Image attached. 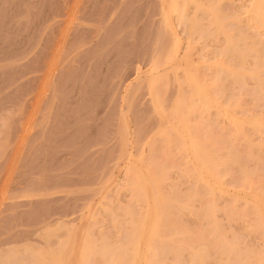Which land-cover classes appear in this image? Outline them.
<instances>
[{"label": "rangeland", "instance_id": "rangeland-1", "mask_svg": "<svg viewBox=\"0 0 264 264\" xmlns=\"http://www.w3.org/2000/svg\"><path fill=\"white\" fill-rule=\"evenodd\" d=\"M206 1L209 3L218 0L199 2L205 5ZM159 2L0 0V264H51L55 259L47 253L50 259L47 258L49 256H42L43 252L45 254L52 250L53 253L56 248L59 250L66 236H71L70 243L69 240L66 243L68 238L64 242L67 246L70 245L68 256L80 252L78 246L81 242L83 244V240L89 243L92 241L90 244L96 250H100L97 248L101 244L104 246L100 247L103 250L99 252L102 254L101 258L99 255H91L92 258L87 256L90 261L85 263L87 259L83 253L93 249L86 242L88 246L84 244L81 247H88L82 252L86 259L83 263H115L114 256L112 259L108 255H114V250L116 252L120 247V251L126 248L122 242L126 243L129 236L128 222L137 219L141 211L140 203L132 196L133 191L129 192L130 188L125 186V178L129 176L124 174H128L125 167L128 164L132 168L135 166V169L136 166L142 167L145 164L149 167V161L159 163L162 166L160 169L165 171L158 173L163 177L162 183L158 184L162 195L171 196L172 193L174 199L178 197L176 199L183 201V204H174V207L170 205L172 209L167 207L170 211L167 212L168 215L165 213L167 216L161 223L167 221L169 226L172 224L170 227L174 228V225L185 233L181 232L180 238V235L177 234L176 237L175 233L166 231L169 235L165 237L167 241H163L164 248L159 245L162 242H158V245L154 243L156 246H153L158 249L156 256L151 258L157 260V264H201V259L202 264H264L261 258L256 261L240 258L251 252L256 253V258L262 255L259 251L264 242L260 232L264 227H258L257 223L252 227L260 216L255 212V217V213L251 211L253 205H249L247 201H253L246 191H250L251 184L258 191H264V134L246 125L243 128L241 126L244 138H235L232 122L229 120V123L227 118L225 120L216 113L219 110L218 101L229 105L233 103V107H237L231 108V112L234 111L231 116L235 121L240 122L238 118H242L243 122L244 119L250 120V115H257L262 118L259 121L263 127L264 92L260 93L255 88L258 87L257 83L249 77L243 76V82L240 81L242 83L237 79L236 82L221 67L225 66L229 71L240 64H236V54L225 49L222 34L228 33L235 39L243 35L244 42L239 43L241 49L247 50L243 52L245 55L242 54L243 70L258 65V74H261L260 77L263 75L261 78L264 79V31L260 32L261 30L248 25L244 14V19L241 18L248 0H219L214 3L217 5V15H214L219 17L221 28L224 29L222 34L221 30L219 34L213 29L207 13L200 11L201 9L193 11L192 6H189L191 11L188 5L185 6L188 8L184 17L181 12L177 14L183 18L187 16L185 20H191V33L187 32L185 25L189 22L186 23L180 17L183 24L181 20L175 25L174 18L177 17L173 18V12V16L168 15V10L166 16H169L167 21H170L168 23L171 28L167 26V30ZM238 15L239 19L234 20V16ZM192 22L198 25L193 26ZM169 33L174 35L170 36ZM187 33L189 37L186 39ZM188 40L190 45L185 49ZM174 42L176 45L172 46ZM174 47L173 57L170 55L174 51H169ZM183 48L188 51L187 60L195 66V69L188 66L191 67L188 73L197 76L194 80L198 78L199 82L213 83L214 87L210 92L216 102L211 98V106H218V110L210 107L211 111H206L205 115L200 112L196 114L194 110L188 114L186 121L189 125L194 122L200 134L207 131L204 136L216 139L213 142L219 148V155L216 154L226 162H221L222 166L218 165L217 168L216 178L220 183L214 181L216 184L209 187V182L212 183L215 177L209 178V181L205 180L208 188L207 184L205 186L193 181L194 177L192 179L189 175H183V166L188 165L184 162L188 160L186 154L176 153L172 145L167 157L162 151L165 146V143L162 146V140L167 137L163 133L170 132H162L160 129L169 124L174 127L172 124H175V131L178 124L167 118L171 117L167 111L177 94L186 95L188 92L186 83L181 80L185 75L175 66L179 65L183 57L181 53L186 55ZM247 48L258 52L255 50V54ZM167 55L172 57L170 62ZM221 62L223 65L218 67L217 64L220 65ZM148 70L151 76L156 74L155 78L158 77L155 79L157 84L154 85H157L155 90H158L156 95L159 107L157 105L158 111L155 112L151 106V94H148L146 87V78L150 76ZM204 124L208 125L207 128ZM158 129L164 136L160 134L162 140L159 134L156 135ZM182 130H179L180 133ZM231 159L233 160L230 161ZM147 167L143 169L149 170ZM139 170L142 172V169ZM149 171L151 172V166ZM201 177L208 178L207 175ZM248 178L251 184L244 190L240 183ZM214 187L217 188L214 190ZM219 187L221 192L217 190ZM233 194L236 195L235 198ZM228 206L233 209L228 210ZM221 208L228 209L224 213ZM259 210L261 219L264 211L262 208ZM226 211L232 213L228 214ZM215 231L223 237L221 241L225 245L229 241L228 245L232 246L230 250L221 241L222 245H219L225 248H220L218 243L213 245ZM208 232L212 234L209 236ZM183 234L185 236L182 238ZM211 236L214 239H210ZM172 237L173 242H169ZM197 238L200 249L196 243ZM208 240L213 242L209 243ZM59 245L62 246L58 247ZM167 246L173 248V251L166 249ZM109 248H114L112 253ZM191 249L195 252L202 249L204 256L201 252L202 258L195 260L189 252ZM63 250L65 254L66 248ZM57 251L58 255L62 252ZM35 252L41 257H37ZM123 252L122 256L125 258ZM63 255L61 258L65 257ZM122 256L120 263L116 264H127ZM109 258L112 259L111 262ZM155 260L150 264H156ZM60 261L63 262L61 259Z\"/></svg>", "mask_w": 264, "mask_h": 264}, {"label": "bare ground", "instance_id": "bare-ground-1", "mask_svg": "<svg viewBox=\"0 0 264 264\" xmlns=\"http://www.w3.org/2000/svg\"><path fill=\"white\" fill-rule=\"evenodd\" d=\"M160 2H159V4L161 5L159 8L161 9V11H160V13H161V15H163L162 16V19L164 20V22H165V26H166V29H167V26L169 27V28H171L170 27V25H169V23H170V21H169V23H168V21H167V19L169 18V16H168V18H167V14L168 15H170V14H172V12H173V14H175V16H173V14L171 15V16H173V18L174 17H177V18H179L180 19V17L181 18H183L184 17V13H185V11H187V8L189 7V6H192V8H193V11H197V10H195V9H201L200 11H203L204 13H207L208 15L207 16H209L211 19H209V20H211L209 23H211V25H212V27H213V29L214 30H217L216 32H219V34H220V31L219 30H221V34H222V32L224 33V29H223V27L221 28V21L219 20V17L218 16H215L214 14H216L217 15V5H215L218 1H216V0H214V1H216V2H209V3H213V4H209L207 1H206V4L205 5H202L201 4V2L203 1V0H199V1H201V2H199L198 0H179V2H177L178 0H159ZM215 3V4H214ZM188 5V7L186 8L185 6H187ZM184 6V7H183ZM182 8H184V9H182ZM189 8H191V7H189ZM192 8H191V11H192ZM163 9V10H162ZM243 9V8H242ZM168 10V11H167ZM184 10V11H183ZM168 13H167V12ZM171 12V13H170ZM179 12H181V14H182V16L180 15V16H178V14L177 13H179ZM183 12V13H182ZM202 12V13H203ZM216 12V13H215ZM167 13V14H166ZM198 13H199V11H198ZM190 14V13H189ZM243 14H244V16L246 17V19L248 20V22H249V24L248 25H251V27H253V28H255V30L256 29H259V30H261L260 32H263L264 31V0H248V3H247V7L245 8V9H243V12H242V16H243ZM202 15H204V14H202ZM220 15V14H219ZM221 16V15H220ZM237 16V15H236ZM236 16H234L235 17V19L234 20H238L239 19V15H238V17H236ZM244 16L243 17H241V18H243L244 19ZM189 17V16H188ZM177 18H174L175 19V25L176 24H179L180 22H181V20L182 19H177ZM187 18V16H185V18H183V20L186 22V23H188V24H185V25H187V32L189 33H191V27H192V24H191V20H185ZM194 18V17H193ZM177 19V20H176ZM192 19V18H191ZM245 19V20H246ZM179 20V21H178ZM183 20H182V22H181V24H183ZM230 20V19H229ZM233 20V21H234ZM242 20V19H241ZM188 21V22H187ZM194 21V20H193ZM178 22V23H177ZM234 22H237V21H234ZM239 22V21H238ZM193 23V22H192ZM194 24H197L198 25V23H193V26H194ZM173 25V24H172ZM196 25V27H198ZM211 25H210V27L209 28H211ZM182 27H184V25L182 26ZM165 28V27H164ZM185 28H186V26H185ZM194 29V28H193ZM197 28H195V30H196ZM168 30V29H167ZM195 30H193V31H195ZM170 31H172V30H170ZM169 31V32H170ZM192 31V33H194ZM258 31V30H257ZM186 32V31H185ZM171 33V32H170ZM169 33V35L170 36H172V35H174L173 33L172 34H170ZM188 33L186 34V35H188ZM189 33V34H190ZM263 34V33H262ZM223 36H224V42H225V49H229V50H231L230 52L232 53V52H234L233 53V55H235V58L237 59V61H236V64L237 63H240L239 64V66H238V64H237V68L236 69H234L233 70V68L231 69V67H229V69H231V70H226V69H228L227 67H225V66H222L223 64H222V62L220 63V65L219 64H217L218 65V67L220 66H222L221 67V70L223 69H225V71H227V74L228 75H231V77L234 79L235 78V80L237 79L239 82L242 80V78H243V76H247V77H249L250 79H252V80H254L255 81V83H257V85H258V87H255V88H258V90L260 91V93H261V91L262 92H264V79H262L261 77L263 76H261L260 77V75L261 74H258L259 73V68L260 67H258V65L256 66V67H251V68H249V69H247V70H243V67H242V60H243V55H245L243 52H245V51H247V50H245L244 48L243 49H241L240 47H239V43H241V42H244V40L242 41V38H244L243 37V35H239L240 37L239 38H236L235 39V37L233 36V35H229L228 33L227 34H222ZM232 36L234 37V38H232ZM189 37V35L186 37V39ZM170 38H172V37H170ZM172 39H174V38H172ZM245 39V38H244ZM175 41V40H174ZM187 41V40H186ZM172 42H173V40H172ZM177 42V41H176ZM184 43H185V40H184ZM187 43V42H186ZM174 45H176L175 44V42H174V44H172V46H174ZM190 44H189V40H188V43L187 44H185V46H184V48L185 49H188ZM186 46H187V48H186ZM227 46V47H226ZM241 46V45H240ZM247 46V45H246ZM245 47V46H244ZM184 48H183V50H184ZM248 49V48H247ZM171 51H169L170 53L172 52V51H174V52H172L171 53V55L170 56H172L174 53H175V47L172 49H170ZM243 50V51H242ZM249 50H251V49H248V51ZM256 49H254V52L253 53H255L256 54V51L258 52V50H256ZM185 51V50H184ZM163 53H165V52H163ZM169 53V54H170ZM185 53H186V55L184 54V52L183 53H181V56H183L182 58H181V60L178 58L177 60H180L179 61V65H175V66H178L179 67V69H181L180 71H182V73L185 75V76H183V79H181V80H183L184 82L183 83H186V86L188 87L187 89H188V92H187V94L186 95H183V94H177V97L173 100V102L171 103V106L169 107V109H168V111H167V114L169 115V116H171V117H167V118H170V120L174 123V121H175V123L177 124V125H180V126H177L176 125V127H177V132H175L174 131V127H175V124H172V126H174V127H170L171 125L169 124V125H167L168 126V129H169V127H170V129H171V131H168V129H166L167 128V126L165 127V128H159L162 132H164L165 130V132L167 133V132H170V133H167V134H165V133H163L164 134V136H167V137H165V139L163 138V140H162V136H163V134L161 133V131L159 130L157 133H156V135H158L160 138H161V140L163 141V143H162V146H163V144L165 145L164 146V149L162 150V151H164L163 153H164V156H168V151L170 150V146L172 145V147H173V149L175 150V152L176 153H179V152H181V153H183V154H186L188 157L186 158V157H184V158H186V159H188L187 161H184L185 162V164H187L188 163V165L186 166V165H184L183 167H184V169L182 170L183 171V175H187V177H188V175L189 176H191L190 178H192L193 179V177H194V179H193V181H198V183H200L201 185L203 184V185H205V184H207V188H208V183L205 181V180H208L209 178H214L215 177V179H211L213 182V184L211 183V181L209 182L210 184H209V187L211 186V187H213L215 184H216V182H218V183H220L219 181H218V178H216L217 176H218V174H217V168H218V165H220V166H222L221 164V162H223L224 164L226 163V162H224V160L222 161V159H221V156L220 157H218V155H219V153L217 152V150L219 149L218 147H216L215 146V144H214V140L216 141V139H212V137L210 138V137H206V136H204V133H206L207 134V131L206 132H204V133H201L200 134V131H198L197 129H199L195 124H194V122H193V125L191 126V125H189L188 123H186V121L188 120L187 119V116H188V114L190 113V112H192V111H194V110H196L195 112H196V114H197V112L199 113H201V115L203 114V115H205V113H207L206 111H208L209 109H210V107H214V104H213V106H211V102H212V97L213 96H211L212 95V93L210 92V90H211V88H213L214 87V85H212L211 84V82H209V83H207L206 81H204V83H207V84H205L204 85V83H202V82H199V81H197V79L196 80H194L197 76H195L194 75V73H192V74H190V73H188L189 71H190V69L189 68H191V67H188V66H192V65H194V64H192L189 60H187L188 59V57H187V55H188V51H185ZM182 54H184V55H182ZM243 54V55H242ZM258 54V53H257ZM180 56V55H179ZM189 56V55H188ZM173 57H174V55H173ZM241 57V58H240ZM167 58H168V60L170 59V58H172V57H168V55H167ZM167 58H166V60H167ZM241 59V60H239V59ZM190 59V58H189ZM174 60V59H173ZM173 60H171V61H173ZM175 62H176V60H174ZM241 61V62H240ZM167 62V61H166ZM169 62H170V60H169ZM175 62H172V63H175ZM190 62V63H189ZM216 62V61H215ZM159 63V62H158ZM171 63V64H172ZM217 63V62H216ZM213 64V63H212ZM155 65V64H154ZM214 66V65H213ZM232 66V65H231ZM187 68V70L188 71H186V68ZM194 69H195V66H192ZM206 67V66H205ZM217 67V66H216ZM224 67V68H223ZM258 67V68H257ZM247 68V67H246ZM262 68V67H261ZM153 69V68H152ZM213 69H215V68H213ZM218 69H220V68H218ZM258 70V72L256 71V70ZM222 70V71H223ZM184 71V72H183ZM194 71V70H193ZM149 70H148V74H149ZM211 72H213L212 70H211ZM196 73V72H195ZM226 73V72H225ZM153 75H154V72L152 73ZM226 74V75H227ZM150 75V74H149ZM156 75V74H155ZM155 75L154 76H149V78L147 79L146 78V80H148L147 81V84H146V87H147V91H148V94H151L150 96V99H151V103H152V105L151 106H153V109H155L154 110V112L155 111H158L157 109V105H158V107H159V100H157V95H156V92L158 91H156L155 89H156V84H157V79H158V77H157V79L155 78ZM194 75V76H193ZM152 77H154V79L152 78ZM162 77H163V75H162ZM156 79V80H155ZM237 80H236V82H237ZM196 81V82H195ZM160 82V81H159ZM198 82V83H197ZM242 82H243V80H242ZM242 82H240V83H242ZM154 83H156L155 85H154ZM202 85H203V87H202ZM209 86V87H205V86ZM212 86V87H211ZM205 87V88H204ZM205 89V90H204ZM257 90V89H256ZM182 91V90H181ZM211 96V97H210ZM262 96V95H261ZM212 98V99H211ZM211 99V100H210ZM158 101V102H157ZM217 101H218V99H217ZM213 102L215 103L216 102V99L214 100L213 99ZM212 102V103H213ZM229 102V101H228ZM234 102V101H233ZM158 103V104H157ZM221 102H219L218 101V106H219V110H218V106L216 107L217 108V115L219 116H221V117H223V118H225V120H226V118L228 119L227 121H229V123H231L232 125H231V127H232V130H233V136L235 137V138H237L238 136H240V138L242 137V138H244V136H243V134H242V128L244 127V126H246V125H248L250 128H253V130L255 129L256 131H258V133H261V132H263V134H264V129H263V127H264V124H263V127H262V125H261V122L259 121V119H262V118H259V116H257L256 115V117H254V116H252V115H250L251 117H248L250 120H246V119H244V121L243 122H241V119L242 118H238V117H235V119H239V121L240 122H238L237 120L235 121L233 118H232V116L231 115H233V112H231L232 110H231V108L232 109H234L236 106L234 105V107H233V103H231L232 105H229L227 102V104L228 105H225L226 103L225 102H222L221 104H220ZM220 104V105H219ZM234 104H236V102H234ZM169 105H170V103H169ZM216 106V105H215ZM215 108V107H214ZM215 108V109H216ZM237 108V107H236ZM209 111H211V110H209ZM208 111V112H209ZM215 112V111H214ZM157 114V113H156ZM167 114H165V115H167ZM195 114V115H196ZM164 115V114H163ZM215 115V114H214ZM216 115V116H217ZM217 116V117H218ZM219 116V117H220ZM159 117H160V115H159ZM166 117V116H165ZM203 117V116H202ZM216 117V118H217ZM218 117V118H219ZM229 117H231V118H229ZM162 118V117H161ZM196 118V117H195ZM199 118V117H198ZM204 118V117H203ZM257 118V119H256ZM160 120V119H159ZM207 120V119H206ZM243 120V119H242ZM246 120V121H245ZM264 120V119H263ZM197 121H198V119H197ZM202 121H203V119H202ZM262 121V120H261ZM167 122V121H166ZM165 122V123H166ZM245 122V123H244ZM198 123V122H197ZM196 123V124H197ZM200 123H202L201 121H200ZM200 123H199V125H200ZM228 123V124H229ZM260 123V124H259ZM262 123H264L263 121H262ZM203 124V123H202ZM198 125V126H199ZM205 125V124H204ZM230 125V124H229ZM261 125V126H260ZM201 127L203 126V125H200ZM199 126V127H200ZM206 126V125H205ZM208 126V125H207ZM207 126H206V128H207ZM241 126H242V128H241ZM181 127V129H183L182 131H181V133H180V131L179 130H181V129H179ZM247 127V126H246ZM205 128V129H206ZM261 128H262V130H261ZM169 129V130H170ZM173 129V130H172ZM203 129H204V127H203ZM241 129V130H240ZM259 129H260V131H259ZM207 130V129H206ZM179 131V132H178ZM171 132H173V133H171ZM177 133L175 136H174V134L175 133ZM236 132V133H235ZM240 133V134H239ZM160 134H162V136H160ZM262 134V133H261ZM170 135H173V136H171L170 137ZM163 136V137H164ZM209 136V135H208ZM171 139H169V138ZM172 137H175L174 139H172ZM234 138V139H235ZM238 139H239V137H238ZM241 140V139H240ZM165 141V142H164ZM248 141V140H247ZM244 142V141H243ZM248 144H249V142H247ZM171 147V148H172ZM249 147V146H248ZM172 152V151H171ZM218 155H217V154ZM180 155H182V154H180ZM166 156V157H167ZM179 156V155H178ZM183 156H185V155H183ZM132 158V157H131ZM130 158V159H131ZM165 158V157H164ZM169 158V157H168ZM226 158H228V156L226 157ZM127 159H129V158H127ZM138 159V158H137ZM166 159V158H165ZM141 160V158L138 160V161H140ZM145 160V159H144ZM143 160V161H144ZM185 160V159H184ZM229 160V159H228ZM233 159H231L230 161H232ZM127 161V160H126ZM149 161V160H148ZM137 162V161H136ZM149 162H151V164H150V166H151V172H153V173H151L149 170H150V166L149 167H147V166H143V165H141L142 167H138V166H136L137 168V170L135 169V164L133 165L134 166V168H132V165H130V164H128V166L127 167H125V168H127V172H128V174L125 172V168H124V174H125V176L127 177L128 175V177L127 178H125V179H127L126 181H125V186L127 185V188H130L129 189V192L130 191H133L132 192V196L134 197L135 196V199H136V201L138 202V203H140V207H141V211H140V214H138L137 215V219H135V220H130V223L128 222V231H130V232H128V235L130 236H128L127 238H126V240H125V242L126 243H124V241L122 242V244H125L124 246L126 247L125 249L123 248V250H124V252H125V250H128L127 252H123V250H121L124 254H125V258H128V260H126L125 258H124V256H122V252L120 251V249H121V247L118 249V250H116V252H115V250H114V252H113V249L112 248H109L108 250L110 251V253H114V255H112V254H110V255H108L109 257H111L112 259H113V256H114V261H115V263L113 262V264H116V263H120L119 262V260H120V258H121V256L124 258L123 260L124 261H126V263L127 264H150L151 262L153 263V261L155 260V259H153L154 258V256H156V253L155 252H157V249H158V247H154V246H156V245H158V242H162L161 244L159 243V245L162 247V245H163V247L162 248H164V244H163V241H167L166 240V238H167V235H169V232L170 233H175L174 235L176 236L177 234V236H179L180 238H181V232L183 233L184 231H182L181 230V232L178 230V229H176L175 228V226L173 225V227L175 228V230H177V232L174 230V228H172V227H170V226H172V224H170V226H169V224H166V223H168L167 221L166 222H164V223H161V222H163L164 221V217H166L167 215H168V213H169V211L170 210H168V208L167 207H169V209L171 208H173L174 206H176V205H174V204H183V203H181V202H183V201H179L178 199H176V198H178V197H176L175 199H174V197H173V195H172V193H171V196H166L165 194H163L162 195V193L160 192V188H158V184L159 183H162V181L163 180H161V177L162 176H159V174L158 173H161V172H165V171H163V170H161L160 169V167H162V166H160L159 165V163H155V162H153V161H149ZM228 162V161H227ZM135 163V162H134ZM221 163V164H220ZM147 164H149L148 162H147ZM154 164V165H153ZM155 164H157V165H159V166H156ZM137 165V164H136ZM154 166H156V167H154ZM146 167L147 168H149V170L147 169V170H144L143 168H145L146 169ZM186 167V168H185ZM187 167H189V168H187ZM139 168L140 169H142V172H140V170H139ZM156 168V169H155ZM219 168H221V167H219ZM154 169H155V171H154ZM186 169H187V171H186ZM165 170V169H164ZM185 171H186V173H185ZM145 172V173H144ZM148 172H150V173H148ZM182 173V172H181ZM245 173V172H244ZM158 176H157V175ZM217 174V175H216ZM161 175V174H160ZM201 175H203V176H205L206 177V175L208 176V178L206 179V178H203L202 179V177H201ZM241 175H242V173H241ZM200 177H201V179H200ZM244 177V176H243ZM245 177H247V176H245ZM163 178V177H162ZM204 181V182H206V183H201V181ZM245 179V178H244ZM210 180V179H209ZM208 180V181H209ZM214 181H216L215 183H214ZM248 181H250V179L248 178V180H244V182H242L241 180H240V182H242V183H240V185H241V187H242V189H244V190H247V187H248V185H250L251 184V182H248ZM197 183V182H196ZM253 183V182H252ZM255 183V182H254ZM260 183V182H259ZM259 183H257V184H259ZM256 184V183H255ZM255 184H254V186H255ZM161 185V184H160ZM123 186V185H122ZM124 186V187H125ZM243 186H244V188H243ZM259 186V185H258ZM225 187V186H224ZM238 186H236V188H237ZM252 187V188H251ZM251 187L249 188V190L250 191H246L247 193V195H249V199H251V201H253V202H251L250 203V201H247V202H249L248 204L249 205H253V207L251 206V211H253L254 213L256 212V213H258V216H260L261 217V214H260V210L259 209H263L262 211H264V191L263 192H261V191H258V189H256L255 187H253V185L251 184ZM131 188L133 189V190H131ZM217 188V187H216ZM215 187L213 188L214 190L216 189ZM221 188L219 187V189H217V190H219L220 192L222 191V189L220 190ZM227 189V188H226ZM233 189V188H232ZM241 188H239V190H240ZM241 189V190H242ZM264 189V188H263ZM211 191H212V188L210 189ZM236 190V189H235ZM238 190V189H237ZM256 192H255V191ZM258 191V192H257ZM215 192H217V191H215ZM231 192H233V191H231ZM210 193V192H209ZM240 193V192H239ZM238 193V194H239ZM244 193V192H243ZM249 193V194H248ZM134 194V195H133ZM237 194V193H236ZM241 194V193H240ZM245 194V193H244ZM245 194V195H246ZM165 195V196H164ZM243 194H241V196H242ZM246 195V196H247ZM233 197L234 196H236V195H232ZM240 196V197H241ZM244 196V195H243ZM242 196V197H243ZM173 197V198H172ZM211 197V196H210ZM233 197L231 198V199H233ZM241 197V198H242ZM212 198V197H211ZM235 198V197H234ZM134 199V198H133ZM180 199V198H179ZM186 200H187V197L185 198ZM246 199H248V197L246 198ZM177 200H178V202H177ZM180 200H183V199H180ZM213 200V199H212ZM242 200V199H241ZM134 201V200H133ZM254 201H256V204H255V202ZM184 202H187V201H185L184 200ZM212 202V201H211ZM246 202V203H247ZM212 204V203H211ZM170 205H172L171 207H170ZM183 206V205H182ZM263 206V207H262ZM229 207V206H228ZM180 208H182V207H180ZM184 208V207H183ZM209 208V207H208ZM207 208V210H209ZM230 208V207H229ZM212 209H214V207L212 208ZM211 208H210V211L212 210ZM222 209V208H221ZM226 209H228V208H225L224 210H226ZM231 209H233V208H230V209H228V210H231ZM167 210V211H166ZM180 210H182V209H180ZM215 210V209H214ZM214 210H213V212H214ZM223 210V209H222ZM223 210V211H224ZM168 212V213H167ZM212 212V213H213ZM228 212V214H230V213H232L231 211H226V213ZM252 212V213H253ZM167 215H166V214ZM224 213H225V211H224ZM235 213V212H234ZM255 213V217H257L256 214ZM164 214H165V216H164ZM208 214V213H207ZM260 214V215H259ZM209 215V214H208ZM233 214H231V216H232ZM206 216V215H205ZM228 216V215H227ZM230 216V215H229ZM163 217V218H162ZM208 217V216H207ZM234 217V216H233ZM260 217L259 218H256V220L258 221H256L255 220V222H254V224L252 225V227H254L255 225H256V223H257V225H258V227L261 225L262 227H264V217H263V215H262V217L263 218H261L260 219ZM259 219H260V224H259ZM161 220V221H160ZM128 221V220H127ZM213 222V221H212ZM215 223V222H214ZM167 225V226H166ZM129 226H130V228H129ZM260 226V228H262ZM168 227H170V228H168ZM257 227V226H256ZM257 227V228H258ZM171 228H172V230H174L173 232H172V230H171ZM213 229V228H212ZM215 229V228H214ZM264 228H262V230L261 229H258L259 231L261 230V232L260 233H262L261 234V236H262V240H263V242H264V230H263ZM127 230V229H126ZM166 231H169V232H166ZM206 231V230H205ZM217 231V230H216ZM215 231V234H214V236L216 237L215 238V242L213 243V245L214 244H217L218 243V245L219 244H223V245H225L224 244V242L223 241H221L222 239L221 238H223V237H221L220 236V234L218 235V233L219 232H216ZM255 231V230H254ZM162 232H163V235H161L162 234ZM164 232H166V233H164ZM210 232V231H209ZM208 232V235L209 234H212V233H209ZM130 233V234H129ZM185 233V232H184ZM68 235V234H67ZM173 235V236H174ZM164 236V239L162 238ZM176 236V237H177ZM185 236V234H183L182 235V238ZM200 236V235H199ZM210 236V235H209ZM213 236V235H212ZM211 236V237H212ZM166 237V238H165ZM66 238H68V236H66ZM65 238V239H66ZM69 238H71V236L69 237ZM67 239V242L65 241V239H63L62 241H63V243L64 242H66L67 244H68V240H69V243H70V241H71V239ZM180 238H178V239H180ZM193 238L195 239L196 237L195 236H193ZM84 239V238H83ZM127 239H129V241L127 240ZM160 239H163L162 241H160ZM177 239V238H176ZM177 239V240H178ZM210 239H214V237H212V238H210ZM171 240V241H170ZM169 240V242H173V237L171 238ZM224 240H225V238H224ZM62 241H61V243H62ZM189 241H192V240H189ZM197 241H198V238H197ZM196 241V243H198V249H200L199 247H200V244H199V241L197 242ZM209 241V243L210 242H213L212 240H208ZM220 241H221V243H220ZM85 241L83 240V244H82V242H81V245L80 246H78L79 248H78V250H80V252H78V254L77 253H73V254H71V257L70 256H68V252H69V250H71V249H69L68 250V248H70L69 246L70 245H68L67 246V244H63L62 243V245H59L58 247H60V246H62V247H60V248H62L61 250H60V248H59V250L56 248V250L54 251L55 253H56V251L59 253V252H61V254H55L54 252L53 253H51L52 252V250L50 251V252H45V254H44V252H43V254H42V252H41V254H42V256H52L53 257V263H55V264H73V262H74V264H85V263H87V262H89L90 261V259H88L91 255L94 257V256H96V257H98L97 255H99L100 257L99 258H101V253H99V252H102L101 251V246H103L102 244L100 245V247L98 246V248L97 249H100V250H96V248L94 249V246H93V244L91 245L90 243L92 242H87V244H89V246L86 244V242L84 243ZM204 242V241H203ZM207 242V241H206ZM60 243V244H61ZM156 245H155V244ZM178 244H179V242H177ZM195 242H194V244H196ZM226 243H227V245H228V243H229V241L227 242L226 241ZM231 243V242H230ZM236 243V242H235ZM84 244H85V246H88L89 248H90V246H93V249L91 250H89L88 252L85 250V249H88V247H83V248H81L82 246H84ZM127 244V245H126ZM192 244V243H191ZM194 244H192L194 247H195V245ZM202 244V243H201ZM208 244V243H207ZM221 244V245H222ZM154 245V246H153ZM189 246L188 247H191L192 248V245L190 246V244H188ZM197 245V244H196ZM210 245H212V244H210ZM213 245H212V247H213ZM227 245H225V247L227 246ZM234 245V244H233ZM110 246V245H109ZM220 246V245H219ZM218 246V247H219ZM229 246V250L231 249V245L229 244L228 245ZM104 247V246H103ZM102 247V248H103ZM117 247V246H116ZM122 247H123V245H122ZM160 247V248H161ZM202 247V246H201ZM215 247H216V245H215ZM214 247V248H215ZM223 248H225L224 246H222ZM221 246H220V248H222ZM234 247H235V245H234ZM234 247H233V249H234ZM64 248H66V250H68V251H66L65 250V254H67V256H65V254L63 253L64 252ZM92 248V247H91ZM196 248V247H195ZM206 248V247H205ZM104 249V248H103ZM111 249H112V251H111ZM116 249V248H115ZM152 249H154V250H156V251H154V250H152ZM166 249H170V250H172L173 248H171V247H166ZM202 249H204L203 247H202ZM202 249L200 250V252L198 251V252H195V251H193L192 249V251H189V252H191V257L192 258H194L195 260L197 259V258H199V259H201L202 258V256H201V252H202ZM216 249H217V247H216ZM227 250H228V247L226 248ZM232 249V250H233ZM83 250V251H82ZM84 250L86 251L85 253H83L86 257V259L84 258V255L82 254V252H84ZM93 250H95V251H93ZM195 250V249H194ZM228 250V251H229ZM264 244L263 245H261V250L259 251V253L261 252V254L262 255H259L258 256V258H256V256H254L256 253H250V254H247L246 253V255L245 254H243L240 258H243L242 260H245V259H252V260H254V261H256V259H259V260H264ZM104 251L105 252H108V251H106L105 249H104ZM118 251V252H117ZM119 251H120V253H121V255H120V253H119ZM154 251V252H153ZM173 251V250H172ZM197 251V250H196ZM220 251V250H219ZM223 251H225V253H226V250H223ZM247 251V250H246ZM94 252V254H92ZM230 252V251H229ZM228 252V253H229ZM232 252V251H231ZM257 252V251H256ZM35 253H37V257H41V255H39L38 254V252H35ZM40 253V252H39ZM49 254V255H47V254ZM87 253V254H86ZM88 253L90 254V255H88ZM96 253H98V254H96ZM104 253V252H103ZM117 253H119V255H116L115 256V254H117ZM155 253V255H153ZM161 253V252H160ZM198 253V254H197ZM203 253V252H202ZM219 253H221V252H219ZM53 254H54V256H53ZM64 254V255H63ZM75 254V255H74ZM80 254V255H79ZM101 254V255H100ZM123 254V255H124ZM152 254V255H151ZM158 254H159V252H158ZM35 255V254H34ZM56 255V256H55ZM58 255V256H57ZM65 256V257H68L67 259L64 257V258H61V256ZM69 255H70V253H69ZM74 257H73V256ZM77 255V256H76ZM83 255V256H82ZM112 255V256H111ZM188 255H189V253H188ZM50 256L49 257H47V258H49L50 259ZM81 256V257H80ZM87 256H89L88 258H87ZM92 256L90 257V258H92ZM127 256V257H126ZM148 256H150V259H153V260H151L150 261V259H148ZM153 256V258H151ZM203 256H204V253H203ZM260 256H262V257H260ZM51 257V258H52ZM56 257V258H55ZM60 257V258H59ZM72 257H73V259H72ZM81 259H80V258ZM57 258L59 259V261H57L56 262V260H57ZM83 258V259H82ZM111 258H109L110 259V262H111ZM156 258V257H155ZM205 258V257H204ZM261 258V259H260ZM48 259V260H49ZM60 259L61 260H63V262H61L60 261ZM84 259L86 260L85 261V263H83V261H84ZM122 259V258H121ZM157 259V258H156ZM199 259L197 260V261H199ZM51 260L49 261L50 263H51ZM65 260V261H64ZM72 260V261H71ZM190 260H191V258H190ZM108 261V260H107ZM122 261V260H121ZM156 261V264H157V260H155ZM192 262H193V259L191 260ZM251 261V260H250ZM60 262V263H59ZM109 262V263H110ZM245 262V261H244ZM252 263H253V261H251ZM250 262V263H251ZM53 263H51V264H53ZM249 263V262H248ZM201 264H202V259H201Z\"/></svg>", "mask_w": 264, "mask_h": 264}]
</instances>
